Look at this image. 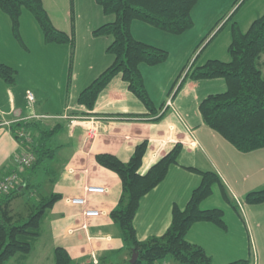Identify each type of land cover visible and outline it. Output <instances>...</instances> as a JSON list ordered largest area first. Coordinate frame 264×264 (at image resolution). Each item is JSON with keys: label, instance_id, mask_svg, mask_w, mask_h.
Masks as SVG:
<instances>
[{"label": "crops", "instance_id": "0c3cea01", "mask_svg": "<svg viewBox=\"0 0 264 264\" xmlns=\"http://www.w3.org/2000/svg\"><path fill=\"white\" fill-rule=\"evenodd\" d=\"M248 1L242 4V0H200L193 10L194 27L180 36L140 21L133 22L131 31L137 41L169 53V59L162 65L141 66L145 86L157 109L155 120L121 77L113 79L94 110L78 104L81 92L114 61L107 53L112 39L93 36L96 29L114 21L103 14L97 0H43L53 25L73 36L74 49L69 45L46 44L41 28L27 11L21 17V24L28 28L25 33L26 28L20 27L25 45L21 47L13 35L10 18L0 10V64L17 72L15 85L0 81V180L14 170L16 155L21 150L11 132L13 124L22 119L39 121L36 117H49L40 122L46 129L56 124L63 127L52 143L56 155L49 161L51 174L41 168L23 177L24 188L30 186L29 190L33 186L40 199L52 194L62 199L45 211L39 235L31 242V252L18 254L7 264H56L57 248L65 249L73 264L131 262L133 256L125 248L121 232L110 216L121 199L122 183L117 174L101 167L96 157L110 154L128 163L143 142L149 146L141 175L177 144L183 146V152L179 164L170 168L165 181L142 199L134 220L138 240L160 238L168 231L173 208L185 209L193 191L201 184V175L188 170L194 168L216 173L230 200L223 197L217 186V191L201 208L222 210L226 229L208 222L197 223L187 233V242L201 248L211 264L237 261L264 264V204L245 203L248 194L264 189V149L243 154L203 123L200 103L210 95L226 92L224 79H186L176 94L184 70L195 54L194 66L211 60L230 61L231 25L237 23L247 32L261 12L254 6L231 23ZM233 10L228 18L227 14ZM221 35H224L222 40ZM207 36L210 41L199 52ZM261 71L264 78V56ZM27 92L34 93V104L28 102ZM170 99L172 108L167 106ZM42 100L44 103L40 105ZM87 186L102 187L106 192L86 195ZM20 198H15L10 207L16 219L26 220L30 210L25 216L19 213L24 208L18 202ZM73 198H86L88 208L101 215L87 221L84 208L68 202ZM166 264L179 263L170 259Z\"/></svg>", "mask_w": 264, "mask_h": 264}, {"label": "trees", "instance_id": "16d2710c", "mask_svg": "<svg viewBox=\"0 0 264 264\" xmlns=\"http://www.w3.org/2000/svg\"><path fill=\"white\" fill-rule=\"evenodd\" d=\"M200 0H97L105 16H113L114 21L93 32L94 37H110L111 45L107 53L113 56V64L95 79L78 98V104L89 111L94 110L100 95L116 77L128 85L129 91L144 105L149 116L158 119L157 109L147 91L141 66L156 67L167 62L169 53L161 48L137 41L132 34L133 22L140 21L170 35L180 36L194 27L193 10ZM241 1V0H238ZM246 0H242V4ZM0 10L12 23L15 39L25 47L20 27L23 11L29 12L38 23L46 44L69 45L75 47L73 36L59 31L52 23L43 0H0ZM74 21V16H72ZM230 61L224 63L211 60L202 66L187 65L180 91L186 79L192 81L224 79L227 91L210 95L199 106L203 123L213 132L230 143L237 151L248 154L264 149V78L261 59L264 56V15L255 20L247 32L237 23L231 25V44L228 48ZM190 66V67H189ZM188 68V69H187ZM17 72L0 64V81L15 85ZM182 78V77H181ZM180 79V78H179ZM175 82L174 88L177 87ZM71 85V77L68 83ZM30 132L34 144L32 151L36 160L26 175L31 176L43 168L46 162L55 158L52 143L63 131L60 124L46 129L40 122L20 120L12 125L11 132L20 141V131ZM148 142L136 147L130 161L123 163L110 154L96 157L97 163L117 174L122 183V196L111 219L118 226L125 248L130 256L137 254L135 264H166L170 259L179 264H211L210 258L199 247L187 242L186 236L193 225L201 222L215 224L226 229L222 210H202V203L211 197L215 187H220L223 197L229 195L221 180L214 172L188 170L202 177L185 207L173 208L172 224L160 238L140 242L134 227V220L142 199L163 183L172 166L179 164L183 146L177 144L150 170L141 175L140 170L148 151ZM27 181V177L24 178ZM24 185V184H23ZM0 197V264H7L18 254H29L31 242L38 237L41 219L46 210L52 209L62 197L52 194L41 198L33 212L25 219H16L12 214L11 202L22 196L29 187ZM248 205L264 204V189L252 192L245 198ZM236 207L237 204L235 205ZM237 261L231 264H247ZM56 264H73L67 251L56 249ZM128 264H131L130 262Z\"/></svg>", "mask_w": 264, "mask_h": 264}, {"label": "built area", "instance_id": "2783aa9c", "mask_svg": "<svg viewBox=\"0 0 264 264\" xmlns=\"http://www.w3.org/2000/svg\"><path fill=\"white\" fill-rule=\"evenodd\" d=\"M27 100L30 104H34L36 102V99L33 93L31 92L27 93ZM167 106L172 108L171 100L168 101ZM63 118H67V117H63ZM54 119H58V118H54ZM20 138L21 139L19 141V144L21 150L16 155L15 168L11 173L4 176L0 180V197L11 193L18 188H21V186L23 185V177L26 171L32 167V165L36 160L35 154L32 151V146L34 144V141L30 132H27L25 130L20 131ZM105 192L106 190L104 188L98 186H87L85 188L86 195H101L104 194ZM68 202L71 205L83 207L84 208L83 216L87 221L98 218L101 215L100 212L88 208V201L86 198H73L71 200H68ZM237 204L239 207H241V204L239 202H237Z\"/></svg>", "mask_w": 264, "mask_h": 264}, {"label": "rangeland", "instance_id": "374dc122", "mask_svg": "<svg viewBox=\"0 0 264 264\" xmlns=\"http://www.w3.org/2000/svg\"><path fill=\"white\" fill-rule=\"evenodd\" d=\"M203 5H201V9L203 8L202 7ZM254 6H258V8H260V14H258L257 16H259V18H260V16H263L264 15V0H249L248 2H247V4L245 5V7L240 11V12H238L237 14L238 15H236V17H235V19H233L232 20V22L231 23H233V22H235V21H237V19L246 11V10H248V9H250V8H252V7H254ZM235 12V10H233V12L231 13V14H227L228 15V18L233 14ZM23 16H26V15H23ZM111 18L112 19H114V17L113 16H111ZM228 18H225V19H228ZM221 24L222 23H220V26H221ZM22 25V28H23V30H24V28H26V26H24L23 27V23L21 24ZM230 25V24H229ZM229 28H230V26H229ZM21 29V28H20ZM28 30V28H26V30H24V32L26 33V31ZM225 34V33H224ZM227 34V33H226ZM224 36V35H223ZM223 36L221 35V39L220 40H222V38H223ZM209 41H210V39H209V37L207 36V39L206 40H204L201 44H200V48H199V52H201L202 51V49L203 48H205L206 47V45L209 43ZM224 49H225V47H224ZM228 54V53H227ZM196 54H195V56L192 58V60L189 62V63H191L190 64V66L192 65V63H193V61H195V59H196ZM229 58H230V56H229ZM199 63V62H198ZM189 65V64H188ZM197 65V64H196ZM189 66V67H190ZM188 69V68H187ZM28 93V92H27ZM32 93V92H31ZM33 95H34V93H33ZM34 97H35V95H34ZM36 99V98H35ZM171 101H172V99H170ZM44 102H43V100L40 102V105H42ZM45 119H47V118H49V117H44ZM54 118H61V117H54ZM36 119H39V121L37 120V122H41V121H44V119H43V117H36ZM36 121V120H35ZM48 128L50 129V125L48 126ZM50 167V163L49 162H46L45 164H44V166H43V170H46L47 171V173L49 172L50 174H51V167ZM45 175H47V174H45ZM48 176H50V175H48ZM47 176V177H48ZM42 179V176L40 175L39 176V180H41ZM216 188V187H215ZM36 191H37V189H35L33 186H32V188L31 189H29V190H25L24 191V193H23V195L21 196V198H20V200L18 201L19 202V204H22L23 206H24V208L22 207V208H20V210H19V213L22 215V216H25V214L27 213V212H29V210H30V213L31 212H33V209H34V206H35V204L40 200V196H39V194H37L36 193ZM217 190L215 189V192H216ZM34 192H35V194H34ZM29 209V210H28Z\"/></svg>", "mask_w": 264, "mask_h": 264}, {"label": "water", "instance_id": "95a60500", "mask_svg": "<svg viewBox=\"0 0 264 264\" xmlns=\"http://www.w3.org/2000/svg\"><path fill=\"white\" fill-rule=\"evenodd\" d=\"M138 255L137 254H133L132 260H131V264H135V262L137 261Z\"/></svg>", "mask_w": 264, "mask_h": 264}]
</instances>
